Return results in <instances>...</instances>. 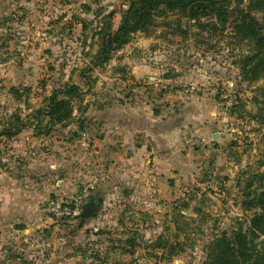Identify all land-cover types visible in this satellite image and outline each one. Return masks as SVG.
<instances>
[{"label": "rangeland", "instance_id": "obj_1", "mask_svg": "<svg viewBox=\"0 0 264 264\" xmlns=\"http://www.w3.org/2000/svg\"><path fill=\"white\" fill-rule=\"evenodd\" d=\"M222 1L249 12V0ZM130 3L0 0V264H201L208 241L249 218L240 190L253 172L264 171V125L251 121L264 107L255 103L264 80L249 85L240 66L249 42L231 26L221 33L211 17L200 23L214 27L201 28L178 11L163 12L150 32L132 35L107 63L92 66L100 30L115 31ZM71 85L80 92L58 98L70 102L72 115L49 121L39 111ZM139 106L169 121L175 135L173 172L156 183L157 199L147 203L146 181L135 188L134 170L116 166L95 218L55 222L45 216L48 199L75 196L102 179L103 168L89 160L93 138L107 129L101 110L117 109L122 117ZM31 130L46 139L29 150L36 153L30 158L53 155L46 169L55 170L40 175L35 188L19 177V165L31 159L8 149ZM64 136L75 143L71 159L66 151L58 154ZM75 177L87 182L75 189ZM63 178L61 189L42 190L41 183ZM21 189L30 192L27 201L20 200Z\"/></svg>", "mask_w": 264, "mask_h": 264}, {"label": "trees", "instance_id": "obj_2", "mask_svg": "<svg viewBox=\"0 0 264 264\" xmlns=\"http://www.w3.org/2000/svg\"><path fill=\"white\" fill-rule=\"evenodd\" d=\"M225 4L222 0H131L115 31L100 30L101 43L92 66L101 67L107 63L115 51L129 42L132 35L150 32L157 13L178 11L189 21H196L201 28L214 27L213 24L200 23L206 17L213 18L221 26V33L231 26L234 35L250 45L249 53L243 55L240 61L244 79L249 85L264 80V0H249V12L244 9L232 11ZM255 13L261 15L260 20ZM257 91L255 103L263 105L264 86ZM60 92L70 96L80 92V88L71 85L51 95L48 107L39 111L51 122L62 123L73 112L70 102L58 98ZM232 108L234 111L236 107ZM262 108L251 118L260 126L264 125ZM260 165L264 166V162ZM240 191L241 207L245 213H249V218H244L245 222L238 219L237 227L222 231L208 241L201 264H264V171L253 172Z\"/></svg>", "mask_w": 264, "mask_h": 264}, {"label": "crops", "instance_id": "obj_3", "mask_svg": "<svg viewBox=\"0 0 264 264\" xmlns=\"http://www.w3.org/2000/svg\"><path fill=\"white\" fill-rule=\"evenodd\" d=\"M107 110L108 109L105 108L101 110L102 125H107L105 126L107 129L104 128L105 130L102 131L101 135L97 138H93L94 140L91 142L93 144L91 147L93 152L90 153L89 160L95 164L98 163V168H103H101L103 170V177L97 182L94 190L99 196L101 193L107 192L110 187L109 183L112 176L110 171L113 172L114 168L117 166L120 171H127L125 173H130L134 170L132 175L133 177H138V180L131 181V183L135 188H137V185L141 184L140 182H142V180L146 181V192H148L147 194H149V197L145 198V200L147 203L154 202L158 197L154 189L157 187L156 183L159 182V180H164L162 175H165L166 182L173 172L175 135L172 132V126L169 121L163 120L162 117L161 119H156L151 114L144 112L142 106L132 109L135 115H124L122 117L115 114L117 109L112 112H108ZM99 111L100 109L98 112ZM90 113L91 115L93 114L92 110ZM63 134L68 135V132ZM90 137L93 136L90 135ZM66 138V136L61 138L63 142H59L61 143L59 146L61 148L58 149V154L60 155L59 152H61V154L65 155L66 151L68 154L66 156H68V159H71L76 153L72 151L74 148L72 143L74 142L68 141V139L64 141ZM45 139V135H36L32 130L22 131L19 133L16 141L11 140L10 143L8 142L10 144L8 149L11 150L10 154H20L27 156L26 159H31L30 157H35L36 153L30 152L29 150H31L35 144L39 146L40 144H44ZM69 148H71V152H69ZM27 151L29 152L27 153ZM43 152H45L44 149H42V152L38 155H42ZM95 157L100 161L93 160ZM35 159L36 158H33L25 164L19 165V169L21 170L19 174L21 176L19 177H21L22 180H27V182H30V180L34 182V188L35 185L38 184V180L41 176L51 175L55 171H47L48 169H46V164L54 161L53 155L50 156L48 154L44 155L42 158H37V160ZM49 167L55 168V165H50ZM87 170L85 172H87ZM104 170H106V172H104ZM142 176L147 180L142 179ZM86 178L88 181L91 180L88 175ZM57 182V184L55 183L54 185L49 183L47 186L45 182L41 183L43 186L42 190L47 189L49 192L57 191L56 185L61 189V187L65 185L66 179L63 178ZM85 182L82 181L80 177H75L73 187L76 189ZM131 183L129 185H131ZM39 188L40 185H38L35 191H40ZM171 194L170 191L169 196ZM15 195L17 196V193ZM18 195L21 197L20 200L23 199L22 201H27L30 192L27 190L25 193L24 190L21 189ZM92 195H94V192ZM11 200V195L7 193L5 201L11 202Z\"/></svg>", "mask_w": 264, "mask_h": 264}, {"label": "built area", "instance_id": "obj_4", "mask_svg": "<svg viewBox=\"0 0 264 264\" xmlns=\"http://www.w3.org/2000/svg\"><path fill=\"white\" fill-rule=\"evenodd\" d=\"M195 143L200 144V142ZM96 184L97 180L88 183V185H84L72 197L54 196L48 199L42 207L43 214L55 222L74 219L79 214L83 204L92 195Z\"/></svg>", "mask_w": 264, "mask_h": 264}, {"label": "water", "instance_id": "obj_5", "mask_svg": "<svg viewBox=\"0 0 264 264\" xmlns=\"http://www.w3.org/2000/svg\"><path fill=\"white\" fill-rule=\"evenodd\" d=\"M103 199L99 195H91L88 201L82 206L76 220L95 218L101 209Z\"/></svg>", "mask_w": 264, "mask_h": 264}]
</instances>
